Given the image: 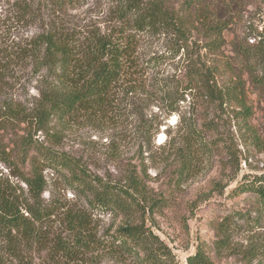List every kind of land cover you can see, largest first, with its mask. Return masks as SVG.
Masks as SVG:
<instances>
[{
    "label": "trees",
    "instance_id": "trees-1",
    "mask_svg": "<svg viewBox=\"0 0 264 264\" xmlns=\"http://www.w3.org/2000/svg\"><path fill=\"white\" fill-rule=\"evenodd\" d=\"M241 1L121 0L111 9L110 21L103 29L81 34L76 27L59 24L38 35L29 51L32 56L41 54L52 81L28 112L9 108L0 118V131L8 127L11 117L18 116L35 126V133L46 132L52 121L91 120L107 113L123 85L136 91L145 83L144 88L146 74L176 58L184 64L180 80L172 84L169 78L152 77L149 83L151 94L158 95L169 114L178 112L176 104L188 96L196 104L217 102L220 107L236 109L246 121L253 109L248 89L264 91V47L263 41L240 44L235 49L236 59L225 55L226 32L233 14L241 9ZM141 37H163L167 48L159 55L142 57ZM3 140L0 134V160L15 170L12 177L17 181L0 175V242L9 248L17 264H49L28 254L36 245L48 250L52 264H59L56 262L63 257L74 262L97 248H106L114 256L136 257L138 264H178L170 245L150 224L163 201L149 199L146 183L135 177H130L127 185L104 180L31 132L11 139L17 148L8 150L11 142ZM48 169L62 176L85 204L71 209L48 204L43 196ZM229 198L246 207L226 208L216 224L220 246L241 228L263 227L264 172L243 175ZM95 212L123 216L124 221L115 231L98 236L92 227ZM55 214H61L64 227L51 235L50 221ZM261 247L264 250V242ZM250 252L255 254L256 247ZM254 256L264 258V252L259 250ZM66 262L62 264H69ZM187 263L213 264L203 244L187 257Z\"/></svg>",
    "mask_w": 264,
    "mask_h": 264
},
{
    "label": "rangeland",
    "instance_id": "rangeland-1",
    "mask_svg": "<svg viewBox=\"0 0 264 264\" xmlns=\"http://www.w3.org/2000/svg\"><path fill=\"white\" fill-rule=\"evenodd\" d=\"M118 1L121 0H0V118L9 108L29 111L52 81L41 54L32 56L29 51L38 35L59 24L76 27L81 34L103 29ZM233 17L225 36V55L236 59L235 49L240 44L257 45L263 41L264 47V0H242L241 9ZM138 43L142 57L159 55L168 44L163 37H141ZM183 68L182 59L176 58L146 74L144 88L145 83L136 91L123 85L107 113L91 120L52 121L46 132L35 133V126L23 122L20 116L11 117L0 134L4 143L11 142L8 150L16 147L11 139L31 132L34 138L68 153L104 180L127 185L130 177H135L146 183L149 199L163 201L161 211L150 224L170 245L178 264H188L187 257L199 244L208 249L213 264H264V258L254 256L259 250L264 252V221L263 227L237 230L222 246L217 243L220 236L216 231L227 207H246L229 198L236 183L245 174L264 172V91L248 89L253 109L246 121L236 109L220 107L217 102L196 104L188 96L176 104L178 112L169 114L158 95L151 94L150 79L169 78L175 84L183 77ZM12 171L15 170L0 160V175L17 181ZM45 176L48 183L43 196L48 204L61 209L85 204L62 176L49 169ZM61 218V214L51 218V235L64 227ZM123 221V216L95 212L92 227L100 236L115 231ZM253 246L255 254L250 252ZM32 248L28 254L52 264L47 249L41 250V245ZM105 249L79 255L74 262H66L65 257L55 262L138 264L136 257L114 256ZM0 264H17L1 242Z\"/></svg>",
    "mask_w": 264,
    "mask_h": 264
}]
</instances>
